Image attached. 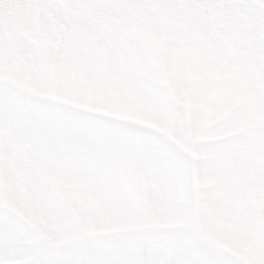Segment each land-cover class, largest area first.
<instances>
[{
	"label": "rangeland",
	"instance_id": "rangeland-1",
	"mask_svg": "<svg viewBox=\"0 0 264 264\" xmlns=\"http://www.w3.org/2000/svg\"><path fill=\"white\" fill-rule=\"evenodd\" d=\"M116 1L0 0V264H264V0Z\"/></svg>",
	"mask_w": 264,
	"mask_h": 264
}]
</instances>
